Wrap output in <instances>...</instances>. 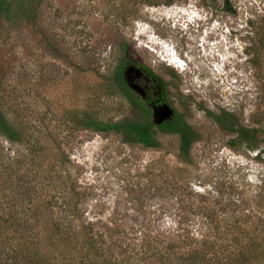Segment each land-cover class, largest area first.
Here are the masks:
<instances>
[{
    "label": "rangeland",
    "instance_id": "1",
    "mask_svg": "<svg viewBox=\"0 0 264 264\" xmlns=\"http://www.w3.org/2000/svg\"><path fill=\"white\" fill-rule=\"evenodd\" d=\"M150 1L154 0H54L60 10L53 13L59 32L68 39L80 68L34 51L19 54L24 66L18 63L15 71H24L32 83V89L26 86L20 108L37 124L45 117L61 136L70 129L71 113L88 110L89 105L106 120H121L131 114L125 101L107 95L106 83L85 67L94 54L102 61L100 72L106 74L119 55L116 41L104 39L113 31L124 34L130 42L129 61L153 73L142 81L151 85L154 77L160 78L166 103L175 113L185 112L202 135L194 146L193 165L178 159V137L161 133V150L127 143L116 132L85 129L63 147L73 177L89 193L84 209L90 219L106 221L118 209L127 228H176L181 214L176 197L182 192L167 193L168 183L162 186L166 180L189 181L194 192L203 189L202 183L226 197L264 196V140L258 156L245 145L231 148L228 143L235 133L222 130L211 117L226 110L243 124H252L258 101L250 53L252 24L263 12L264 0H177L171 5ZM5 145L18 149L7 141Z\"/></svg>",
    "mask_w": 264,
    "mask_h": 264
},
{
    "label": "trees",
    "instance_id": "2",
    "mask_svg": "<svg viewBox=\"0 0 264 264\" xmlns=\"http://www.w3.org/2000/svg\"><path fill=\"white\" fill-rule=\"evenodd\" d=\"M175 1L150 2L171 5ZM53 2L0 0V264H264V196L259 193L226 197L202 183L203 189L194 192L189 181L166 180L162 186L168 183L167 193L170 189L182 192L176 197L181 209L176 228H127L118 209L106 221L88 217L84 204L89 193L73 177L69 153L63 147L77 131L116 132L127 143L153 150L162 148L159 133L174 135L179 139L178 159L185 166L193 165L194 146L202 135L187 121L185 112H176L161 125L153 123L152 106L166 102V86L154 77L146 98L128 86L124 71L131 63L130 42L119 31L104 39L116 41V63L108 64L103 74L102 61L93 54L85 70L106 83L107 95L120 96L131 114L106 120L89 105L88 110L71 113L65 136L45 123V117L35 123L20 108L31 80L24 71H15L21 62L19 54L35 51L74 70L80 68L68 39L59 32L58 16L53 13L60 10ZM250 46L258 79L252 124H243L226 110L211 117L222 130L235 133L228 143L231 148L245 145L258 156L264 140V10L252 24ZM140 66L153 76L151 69ZM5 141L18 149L12 151Z\"/></svg>",
    "mask_w": 264,
    "mask_h": 264
},
{
    "label": "water",
    "instance_id": "3",
    "mask_svg": "<svg viewBox=\"0 0 264 264\" xmlns=\"http://www.w3.org/2000/svg\"><path fill=\"white\" fill-rule=\"evenodd\" d=\"M145 74L146 72L142 67L133 63H130L124 71V78L128 86L143 98H146L148 94V86L142 84L143 77H146ZM174 116V108L166 102L154 104L152 106V120L156 125H161L166 121H170Z\"/></svg>",
    "mask_w": 264,
    "mask_h": 264
},
{
    "label": "flooded vegetation",
    "instance_id": "4",
    "mask_svg": "<svg viewBox=\"0 0 264 264\" xmlns=\"http://www.w3.org/2000/svg\"><path fill=\"white\" fill-rule=\"evenodd\" d=\"M153 82H154V80H153ZM153 82H152V83H153ZM142 84H143L144 86H148V88H147V92H148V90H150L151 87H152V86H151L152 84L150 85V82L142 81Z\"/></svg>",
    "mask_w": 264,
    "mask_h": 264
},
{
    "label": "clouds",
    "instance_id": "5",
    "mask_svg": "<svg viewBox=\"0 0 264 264\" xmlns=\"http://www.w3.org/2000/svg\"><path fill=\"white\" fill-rule=\"evenodd\" d=\"M192 18V17H191Z\"/></svg>",
    "mask_w": 264,
    "mask_h": 264
}]
</instances>
